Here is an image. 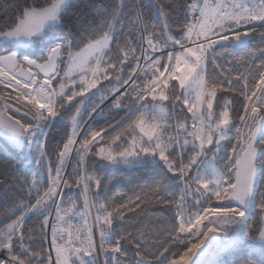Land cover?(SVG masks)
<instances>
[{
	"label": "snow or ice",
	"instance_id": "obj_1",
	"mask_svg": "<svg viewBox=\"0 0 264 264\" xmlns=\"http://www.w3.org/2000/svg\"><path fill=\"white\" fill-rule=\"evenodd\" d=\"M75 2L16 0L18 15L0 25V41L8 45L0 47V84L14 90L16 104L23 106V116L29 118L8 116V123L0 119V124L13 133L17 145L37 144L36 163L47 172L46 187L37 179L39 170L31 183L22 180L28 184L27 199L14 205L9 214L20 215L0 229V264H234L217 260L210 251L213 246L221 251L244 247L243 264H264V132L258 139L256 131L264 130V71L258 79L251 74L235 80L208 75L210 65L220 68L217 61L230 55L227 48L247 49L258 32L264 43V31L259 30L264 28V0H183L178 7L156 2L159 25L144 18L142 0H135L128 13L121 2L113 4L112 11L106 6L69 16ZM80 4L88 8L89 0ZM169 20L179 25L175 34ZM125 21L134 31L126 30ZM85 39L84 48L74 52L73 47ZM85 51L88 57L81 58ZM241 59L264 69V47L250 49ZM65 62L68 71L61 76L59 67ZM74 69L79 79L72 75ZM109 77L123 87L114 108L124 111L121 121L127 120L126 127L107 142L102 135L105 128L78 140V108L71 121L72 133L56 151L55 162L46 159L44 129L49 122L62 118L59 109ZM229 93L234 94L232 100L221 99ZM237 94L242 97V111L232 107ZM12 98L0 95L4 101L0 112L10 107L7 101ZM249 119L255 128L245 133ZM233 140L228 151L224 145ZM73 155L75 174L66 175ZM209 162L221 167L209 169ZM121 164L150 168L154 172L150 191L172 211L171 227L165 230L168 246L159 245L158 255L149 252L146 239L123 226L129 204L114 206L107 196L99 202L107 182L89 169L103 172ZM73 187L83 200L79 213L83 223L57 227L68 223L64 201L71 200L72 208L76 207ZM213 201L222 203L213 205ZM92 209L95 215L89 224ZM32 216L43 217L41 233L51 223L49 247L54 258L51 252L45 258L42 247L34 250L37 240L26 228ZM47 238L42 236L41 246Z\"/></svg>",
	"mask_w": 264,
	"mask_h": 264
},
{
	"label": "trees",
	"instance_id": "obj_2",
	"mask_svg": "<svg viewBox=\"0 0 264 264\" xmlns=\"http://www.w3.org/2000/svg\"><path fill=\"white\" fill-rule=\"evenodd\" d=\"M15 2L16 0H0V25L10 23L14 17L18 15L14 6ZM20 2L22 3L23 0H20ZM121 2L127 5L124 11L125 13H128L132 8V5L135 3V0H89L88 8H83L80 4V0H76L73 6L68 9V15H81L86 12H92L93 9L104 10L106 6L108 11H112L111 6ZM156 2L165 5L171 3L174 7H178L183 3V0H142L144 5V18L159 25L157 8L155 7ZM168 11H171V9H168ZM173 19H175V13H173ZM97 23H100V20H97ZM125 24L127 25L126 30L134 31L132 26L127 24V21H125ZM169 26L173 29V34H175L179 28V25L173 23L172 20H169ZM116 27L119 28V24H117ZM259 30L264 31V28H260ZM258 37L259 32L257 33V38L251 40L247 49L238 47L227 48V52L230 53V55L217 61V63L221 65L220 68L214 69L210 65L208 75L213 78L235 80L238 75L248 76L251 74L252 77L258 79V73L264 71V69L258 68L257 63H251L250 61L241 59L250 49H255L257 46L264 47V43H262ZM87 42V39L80 41L78 46L73 47L72 50L74 52H80V49L84 48ZM1 47L7 48L8 45L2 43ZM217 50L220 51V49ZM113 55H115V53H113ZM66 63L67 62L60 64L59 70L61 76L65 73L67 68ZM250 63L251 67L249 66ZM125 71L127 72V69H125ZM123 78L126 79L127 76L125 75ZM109 80H112V83H109ZM109 80L102 79L96 89L90 90V93H86L83 98H75L74 102L65 109H59V105H57L59 111L62 113V118L58 117L50 121L49 127L44 129L48 134V144L45 149L48 154L46 159H51L55 162L56 151L63 147V143L72 133L70 122L72 121V117L77 116L76 110L78 108L80 109V114L78 116L80 124L79 130L81 129V135L78 137V140L83 139V136L92 130L98 131L100 128H105L107 129V132L102 135L104 141L107 142L110 141L117 132L122 131V129L126 127L127 120L121 121V117L125 115L124 111L115 109L114 102L109 100L118 92L114 91L115 89L121 90L123 87L116 84L112 77H109ZM252 82V80H249L250 84ZM58 83L59 78L54 82V86H58ZM234 87L238 89L240 85L234 84ZM76 90L79 91V88ZM217 95L218 97L221 96L220 93ZM233 95L234 94L229 93L226 96L221 97V99L232 100ZM81 99H84L85 101L83 105L81 104ZM240 101H242V97H239L237 94V98L234 100L232 106L237 111H242L240 108ZM257 106L259 107V105ZM94 109L95 111H93ZM216 110L219 111V109ZM230 112H232V109H230ZM232 118L234 120L237 119L235 112H232ZM117 121H120L119 126H116ZM109 125H113V127L110 128ZM43 139L44 137L41 136L40 140ZM233 142L234 140L224 145V147L230 151L231 143ZM120 143H123V141ZM98 146L99 145H97V147ZM25 149L22 152H17L0 138V229H3L6 224L11 223L16 216L20 215L19 212H16L15 215H10L9 213L13 211L15 204H18L21 200L27 199L28 184L22 183V180L27 179L28 182L31 183L33 174L40 169L41 171L43 170L45 176L42 183L45 187L47 186L46 168H41L36 163V158L40 155L39 147L34 142L29 156L25 153ZM221 155H224V153L222 152ZM68 163L69 166L66 169V175L67 173H73L74 175L75 173L73 172L72 167V165L75 164L74 155ZM215 166L219 168L221 167V164L217 163ZM14 167L15 171L13 170ZM98 168L99 165L97 164L95 169ZM95 169L90 168L89 171L92 172V174L104 177L107 182V188L101 193L99 202L103 203L104 197L107 196V202L114 206L129 204L130 210H125L124 212L123 226L134 235L146 239L149 242L147 245L149 252L158 255L159 251H162V248H160L159 245L168 246V244H165V230L171 227L170 218L172 216V211L160 203L157 200L156 195L150 191V189L154 187L152 181L154 172L150 168L134 164H121L119 167L114 169L108 168L103 172H99ZM65 191L67 192L68 190L65 189ZM78 191L79 190L75 187L71 190V196L76 200V207L72 208L71 200H65L62 207L66 209L67 214H71L83 223L82 219L79 217V213L83 207V200L78 197ZM136 197H141V199L136 200ZM31 202L34 203L35 201L32 200ZM213 202L216 203V201ZM137 204L139 205L138 207L136 206ZM53 209H55V207H52L51 211ZM61 214L65 215V213ZM42 219L43 217L37 219L35 216H32L27 220L26 228L34 233V238L37 240L34 250L40 251L42 247L43 255L46 258L47 254L50 253L47 239H44L42 246L39 243L42 236L47 234V228L44 229L43 233L40 231V221ZM253 235H258V232L253 233ZM153 244H156L157 247H153ZM258 246L259 245L257 244V247ZM245 250L246 248L244 247L230 249L222 254L217 260L232 261L234 264H243V259L241 257ZM173 251H175V249H173ZM129 256H131V251L129 252Z\"/></svg>",
	"mask_w": 264,
	"mask_h": 264
},
{
	"label": "rangeland",
	"instance_id": "obj_3",
	"mask_svg": "<svg viewBox=\"0 0 264 264\" xmlns=\"http://www.w3.org/2000/svg\"><path fill=\"white\" fill-rule=\"evenodd\" d=\"M2 43L3 42H1L0 41V47L2 46ZM4 48V47H3ZM88 52L87 51H85V52H83V53H81V58H84V57H88ZM8 69H6V71H7ZM33 71L34 72H36V71H38L37 69H35V68H33ZM66 71H68V68H66V70H65V72ZM77 72H78V69H74L73 71H72V75L73 76H75L77 79H79V77H78V75H77ZM65 74V73H64ZM63 74V75H64ZM62 75V76H63ZM19 78V77H18ZM42 78V77H41ZM123 89V88H122ZM121 89V90H122ZM195 91H196V85L195 84H193L192 85V95L194 96L195 95ZM9 94H11L12 95V99H9L8 101H7V103H8V105H10V107L5 111V112H7L8 114H10V115H14L15 116V118H17V119H21L22 121H24V120H26V119H29V118H26V117H24L23 116V106L22 105H19V104H16V102H15V99H14V97H15V95H16V93L14 92V90L13 89H11V88H5V86L3 85V84H0V95H3V96H5V97H7ZM116 94V93H115ZM254 100H255V98H254ZM4 104V101L3 100H0V105L2 106ZM215 106V105H214ZM21 108V112H17L16 111V108ZM187 110L185 109V112H186ZM188 115V117L190 118L191 117V113H188L187 114ZM189 123H190V119H189V121H188ZM248 126L247 127H244V132L245 133H248L252 128H254V124H253V121L251 120V119H249L248 120ZM70 125H71V122H70ZM71 127H72V125H71ZM79 132H81V129L79 130ZM79 137V136H78ZM78 137H77V139H78ZM33 143L34 142H32V144H31V147H32V145H33ZM233 143H235V141L233 142ZM31 147H29V145L28 144H26V149H25V153H27V155L29 156V153H30V151H31ZM209 156H211V153H209ZM208 167H209V169H211L212 167H216L215 166V164L213 165L211 162H209V164L207 165ZM39 171L41 172V175L40 176H38L37 177V179L39 180V181H43L44 180V178H45V176H44V172H43V170L41 171L40 169H39ZM36 173V172H35ZM34 173V174H35ZM90 195H91V193H90ZM219 203H222V202H218V201H216V203H214L213 202V205L214 204H219ZM94 215H95V213H94V209H92V215H90L89 217H88V220H89V224H91L92 222H93V218H94ZM218 235H221L222 236V234H218ZM47 242H48V245H49V240H48V238H47ZM231 248H228V249H225V250H223V251H221V250H219V249H216L214 246H213V248L210 250V251H212V252H214L216 255H215V258L216 259H219L220 258V256L222 255V254H224V253H226L228 250H230ZM51 255L53 256V258H54V256H55V254H52L51 253ZM212 257H209V259H211Z\"/></svg>",
	"mask_w": 264,
	"mask_h": 264
},
{
	"label": "water",
	"instance_id": "obj_4",
	"mask_svg": "<svg viewBox=\"0 0 264 264\" xmlns=\"http://www.w3.org/2000/svg\"><path fill=\"white\" fill-rule=\"evenodd\" d=\"M1 42H3V41H1ZM8 116H12V115L8 114L7 112H0V119H2L4 121V123H8V121H7ZM254 128H255V126H254ZM256 131H257V138L259 139L260 135L262 134V132H264V130L257 129ZM0 138L2 140H4V142H6L10 147H12L17 152H22L26 146V144H24L23 146H19L16 143H14L13 133L11 131H9L8 127H5L3 124H0ZM114 168H116V167H114ZM114 168H111V169H114Z\"/></svg>",
	"mask_w": 264,
	"mask_h": 264
},
{
	"label": "built area",
	"instance_id": "obj_5",
	"mask_svg": "<svg viewBox=\"0 0 264 264\" xmlns=\"http://www.w3.org/2000/svg\"><path fill=\"white\" fill-rule=\"evenodd\" d=\"M122 90L118 91L116 94H114L109 100L111 102H115V99L117 98V96H119L120 92H122ZM55 209L52 210V214L53 216L55 215ZM68 215V223H65L63 225L58 224L57 227H68L69 224L74 225L76 227H79L82 225V222H80L78 219H76L74 216H72L71 214H67ZM50 222H54L52 221V217L49 218ZM50 232H51V223L49 225V227L47 228V235H48V240L50 241ZM51 251V250H50ZM52 254H55L54 251H51Z\"/></svg>",
	"mask_w": 264,
	"mask_h": 264
}]
</instances>
